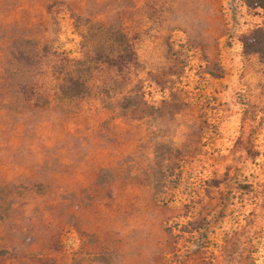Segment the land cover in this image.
Instances as JSON below:
<instances>
[{
	"label": "rangeland",
	"instance_id": "rangeland-1",
	"mask_svg": "<svg viewBox=\"0 0 264 264\" xmlns=\"http://www.w3.org/2000/svg\"><path fill=\"white\" fill-rule=\"evenodd\" d=\"M263 22L0 0V264H264Z\"/></svg>",
	"mask_w": 264,
	"mask_h": 264
},
{
	"label": "trees",
	"instance_id": "trees-1",
	"mask_svg": "<svg viewBox=\"0 0 264 264\" xmlns=\"http://www.w3.org/2000/svg\"><path fill=\"white\" fill-rule=\"evenodd\" d=\"M249 8L260 9L264 13V0H243ZM243 49L247 54H256L257 57L264 61V22L253 28L243 41ZM81 92H76V95Z\"/></svg>",
	"mask_w": 264,
	"mask_h": 264
}]
</instances>
